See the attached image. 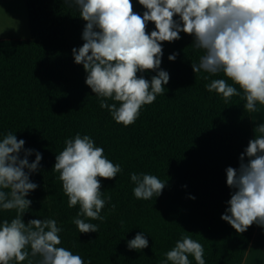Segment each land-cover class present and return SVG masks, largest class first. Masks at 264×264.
<instances>
[{
  "label": "trees",
  "instance_id": "trees-1",
  "mask_svg": "<svg viewBox=\"0 0 264 264\" xmlns=\"http://www.w3.org/2000/svg\"><path fill=\"white\" fill-rule=\"evenodd\" d=\"M132 3L142 16L143 6ZM26 6L30 37L0 38V140L8 132L23 139L25 149L35 150L30 163L36 151L42 154L38 171L30 175L38 187L26 197L32 204L24 222L55 219L63 229L59 246L80 255L85 264H160L182 235L203 245L205 264H243L258 225L237 233L221 216L233 191L226 168H239V157L253 139L251 113L240 96L225 103L205 88L213 79L233 82L223 73H194L192 62H199L203 50L194 49L191 35L180 33L179 40L162 42L160 67L170 75L165 94L144 105L134 124H117L86 85L83 65L74 62L72 49L84 43L85 21L78 8L65 0H26ZM154 28L148 22L147 32ZM173 53L178 55L170 61ZM155 74L138 76L150 80ZM77 133L89 135L122 168L115 179H101V191L111 196L101 212L106 219L88 221L99 225V233H79L72 223L79 205L68 207L53 170L65 140ZM133 172L167 181L162 194L136 199ZM15 215V210L0 209V222ZM138 232L148 247L130 250L127 242ZM189 260L196 264L193 257Z\"/></svg>",
  "mask_w": 264,
  "mask_h": 264
},
{
  "label": "clouds",
  "instance_id": "clouds-1",
  "mask_svg": "<svg viewBox=\"0 0 264 264\" xmlns=\"http://www.w3.org/2000/svg\"><path fill=\"white\" fill-rule=\"evenodd\" d=\"M65 3L77 7L85 21L84 43L72 49L74 62L83 65L86 85L117 124H134L144 105L165 94L170 75L160 67L162 42L179 40L180 33L191 35L194 49L203 50L199 62H192L194 73H223L233 82L213 79L205 85L208 92L217 93L225 103L240 96L249 113L257 110V103L264 105V0H138L145 9L142 16L134 12L132 0ZM148 22L155 26L150 33ZM177 55L173 53L168 59L175 61ZM146 71L156 74L150 80L138 76ZM258 131L261 135L249 140L241 153L239 168H226V183L233 191L221 219L237 233H244L253 224L264 227V123ZM64 143L53 170L59 173L68 207L79 205L72 223L79 233H99V225L88 221L106 219L101 212L111 196L105 197L101 191V179H115L122 168L110 161L89 135L77 133ZM24 145L25 141L12 132L0 140V209L16 213L10 221L0 222V264H20L29 256H39V264H85L80 255L59 246L63 229L55 219L27 223L22 219L32 204L26 197L38 187L30 175L38 171L42 160L36 151L30 163L28 157L35 150ZM130 180L138 200L160 196L167 183L155 175L135 172ZM115 207L112 204L110 210ZM127 247L141 251L148 247V240L138 232ZM164 256L160 264H191L189 256L196 264H205L203 245L189 235H182Z\"/></svg>",
  "mask_w": 264,
  "mask_h": 264
},
{
  "label": "rangeland",
  "instance_id": "rangeland-1",
  "mask_svg": "<svg viewBox=\"0 0 264 264\" xmlns=\"http://www.w3.org/2000/svg\"><path fill=\"white\" fill-rule=\"evenodd\" d=\"M26 0H0V38H29Z\"/></svg>",
  "mask_w": 264,
  "mask_h": 264
},
{
  "label": "crops",
  "instance_id": "crops-1",
  "mask_svg": "<svg viewBox=\"0 0 264 264\" xmlns=\"http://www.w3.org/2000/svg\"><path fill=\"white\" fill-rule=\"evenodd\" d=\"M251 122L253 138L261 135L258 126L264 123V105L257 103V110L251 112ZM39 260V256L34 258L29 256L20 264H39ZM10 264H17V262L11 261ZM243 264H264V227L257 226Z\"/></svg>",
  "mask_w": 264,
  "mask_h": 264
}]
</instances>
